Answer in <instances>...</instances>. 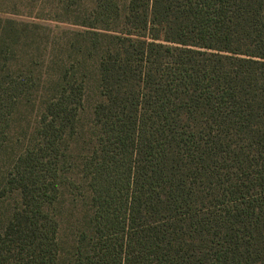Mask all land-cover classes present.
<instances>
[{"label":"trees","instance_id":"trees-1","mask_svg":"<svg viewBox=\"0 0 264 264\" xmlns=\"http://www.w3.org/2000/svg\"><path fill=\"white\" fill-rule=\"evenodd\" d=\"M72 24L40 61L0 19V264H264V0Z\"/></svg>","mask_w":264,"mask_h":264},{"label":"rangeland","instance_id":"rangeland-1","mask_svg":"<svg viewBox=\"0 0 264 264\" xmlns=\"http://www.w3.org/2000/svg\"><path fill=\"white\" fill-rule=\"evenodd\" d=\"M90 5L91 0H0V19L36 26L35 30L28 27L18 49L22 54L30 53L41 61L57 53L53 50L57 51L62 45L65 34L78 30L72 24L75 16L78 11L82 16L88 14ZM37 116L38 111L23 108L16 120L14 133L32 126Z\"/></svg>","mask_w":264,"mask_h":264}]
</instances>
